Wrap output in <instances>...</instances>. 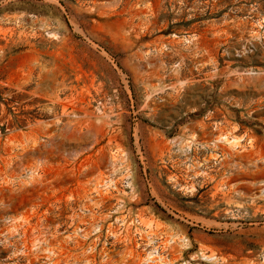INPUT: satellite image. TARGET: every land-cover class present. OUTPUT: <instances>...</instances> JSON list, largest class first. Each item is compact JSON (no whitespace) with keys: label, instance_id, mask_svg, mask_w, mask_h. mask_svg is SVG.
Masks as SVG:
<instances>
[{"label":"rangeland","instance_id":"obj_1","mask_svg":"<svg viewBox=\"0 0 264 264\" xmlns=\"http://www.w3.org/2000/svg\"><path fill=\"white\" fill-rule=\"evenodd\" d=\"M125 212L264 264V0H0V264H141Z\"/></svg>","mask_w":264,"mask_h":264},{"label":"built area","instance_id":"obj_2","mask_svg":"<svg viewBox=\"0 0 264 264\" xmlns=\"http://www.w3.org/2000/svg\"><path fill=\"white\" fill-rule=\"evenodd\" d=\"M94 235L93 243L86 246V251L93 252L98 245L104 246L107 241L123 243L131 249H136L143 258L141 264H203L210 263L215 259L209 258V253L202 250L196 251L193 257L180 262H171V254L174 248L186 245L189 248V238L185 235L179 237L173 235L168 237L161 228L151 222L143 221L138 213H121L110 219L106 225H94L92 230ZM101 239L103 242H100ZM106 259V258H105ZM130 258H127V262Z\"/></svg>","mask_w":264,"mask_h":264},{"label":"bare ground","instance_id":"obj_3","mask_svg":"<svg viewBox=\"0 0 264 264\" xmlns=\"http://www.w3.org/2000/svg\"><path fill=\"white\" fill-rule=\"evenodd\" d=\"M208 257H209V258H213V257H214V255H213V256L209 255Z\"/></svg>","mask_w":264,"mask_h":264}]
</instances>
